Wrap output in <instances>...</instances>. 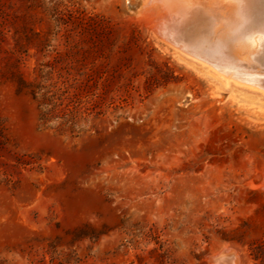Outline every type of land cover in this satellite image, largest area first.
<instances>
[{
  "label": "rangeland",
  "instance_id": "374dc122",
  "mask_svg": "<svg viewBox=\"0 0 264 264\" xmlns=\"http://www.w3.org/2000/svg\"><path fill=\"white\" fill-rule=\"evenodd\" d=\"M143 1L0 0V264H264V87Z\"/></svg>",
  "mask_w": 264,
  "mask_h": 264
},
{
  "label": "bare ground",
  "instance_id": "6f19581e",
  "mask_svg": "<svg viewBox=\"0 0 264 264\" xmlns=\"http://www.w3.org/2000/svg\"><path fill=\"white\" fill-rule=\"evenodd\" d=\"M142 5L158 36L185 60L226 86L264 87V0L243 10L234 0H144ZM219 260L228 264L232 255Z\"/></svg>",
  "mask_w": 264,
  "mask_h": 264
},
{
  "label": "trees",
  "instance_id": "16d2710c",
  "mask_svg": "<svg viewBox=\"0 0 264 264\" xmlns=\"http://www.w3.org/2000/svg\"><path fill=\"white\" fill-rule=\"evenodd\" d=\"M34 97H36L35 93H34ZM43 99H44L43 95H41V97L36 98V101L38 102L39 106L42 105V103H44ZM56 118L60 119L59 125L65 128L76 127L80 122V120L84 119V117L81 116L75 109H70V108H66L62 110L59 116ZM40 119H43V114L42 115L40 114Z\"/></svg>",
  "mask_w": 264,
  "mask_h": 264
},
{
  "label": "snow or ice",
  "instance_id": "6c2138e0",
  "mask_svg": "<svg viewBox=\"0 0 264 264\" xmlns=\"http://www.w3.org/2000/svg\"><path fill=\"white\" fill-rule=\"evenodd\" d=\"M234 2L238 3L241 5V10L247 8L251 4L254 3V0H234Z\"/></svg>",
  "mask_w": 264,
  "mask_h": 264
}]
</instances>
